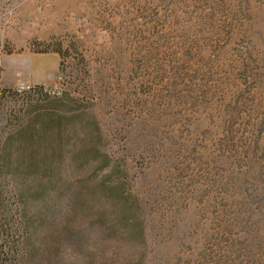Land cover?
<instances>
[{
    "label": "rangeland",
    "instance_id": "rangeland-1",
    "mask_svg": "<svg viewBox=\"0 0 264 264\" xmlns=\"http://www.w3.org/2000/svg\"><path fill=\"white\" fill-rule=\"evenodd\" d=\"M35 86L98 122L144 240L65 194L23 264H264V0H0V88Z\"/></svg>",
    "mask_w": 264,
    "mask_h": 264
},
{
    "label": "trees",
    "instance_id": "trees-1",
    "mask_svg": "<svg viewBox=\"0 0 264 264\" xmlns=\"http://www.w3.org/2000/svg\"><path fill=\"white\" fill-rule=\"evenodd\" d=\"M42 52L63 55V48L48 46ZM31 94L23 98L0 89V264H23L49 217L51 201L65 194L73 209L91 212L101 233L142 243L139 199L124 162L107 152L98 122L81 107L70 108L67 92L52 97L35 86ZM6 98L22 103L7 107ZM67 165L90 172L78 189H64L70 182Z\"/></svg>",
    "mask_w": 264,
    "mask_h": 264
},
{
    "label": "crops",
    "instance_id": "crops-1",
    "mask_svg": "<svg viewBox=\"0 0 264 264\" xmlns=\"http://www.w3.org/2000/svg\"><path fill=\"white\" fill-rule=\"evenodd\" d=\"M50 58H51L53 61L56 60V62L59 60V56H58L57 54H55V53H52V54L50 55ZM38 84L40 85V84H43V83L40 82V83H38Z\"/></svg>",
    "mask_w": 264,
    "mask_h": 264
},
{
    "label": "built area",
    "instance_id": "built-area-1",
    "mask_svg": "<svg viewBox=\"0 0 264 264\" xmlns=\"http://www.w3.org/2000/svg\"><path fill=\"white\" fill-rule=\"evenodd\" d=\"M1 89V88H0ZM26 88L23 87H17L16 89H14V91H16L17 93H21L23 90H25Z\"/></svg>",
    "mask_w": 264,
    "mask_h": 264
}]
</instances>
